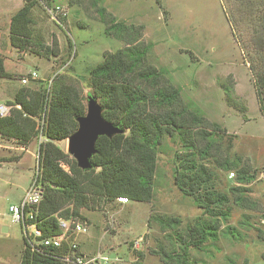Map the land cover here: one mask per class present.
I'll list each match as a JSON object with an SVG mask.
<instances>
[{
  "label": "rangeland",
  "instance_id": "obj_1",
  "mask_svg": "<svg viewBox=\"0 0 264 264\" xmlns=\"http://www.w3.org/2000/svg\"><path fill=\"white\" fill-rule=\"evenodd\" d=\"M28 2L31 35L29 45L19 48L11 41V21ZM244 3L0 0V55L10 73L0 77V104L8 106L20 87L50 89L53 80H61L78 89L86 106L92 95L89 69L104 52L138 44L146 49L140 65L155 67L161 84L177 90L179 106L173 101L170 108L184 106L185 115H196L190 131L196 126L212 130L209 141L215 150L204 160L183 144L177 131L162 136L149 202L95 200L81 207L87 230L76 240L86 254L99 252L111 264H179L177 253L182 255L190 229L203 227L206 238L197 247L188 246L186 264H264V116L254 89L264 69V51L252 42L251 14L242 11ZM55 6L65 14L52 12ZM31 72L36 78L29 77ZM44 139L40 133L25 143L0 136V224L9 227L8 234L0 227V264H20L22 233L7 208L21 200L40 170L38 147ZM55 143L67 153V138ZM187 152L209 173L198 192H212L213 199L223 193L226 201H210L203 211L178 188L174 158L181 161ZM241 167L247 181L237 180ZM234 186L240 189L232 191Z\"/></svg>",
  "mask_w": 264,
  "mask_h": 264
},
{
  "label": "trees",
  "instance_id": "obj_2",
  "mask_svg": "<svg viewBox=\"0 0 264 264\" xmlns=\"http://www.w3.org/2000/svg\"><path fill=\"white\" fill-rule=\"evenodd\" d=\"M29 2L12 16L11 41L19 48L29 45ZM241 9L243 12L250 10L252 42L257 51H264V0H247ZM228 19L233 25L234 16L230 14ZM53 43L56 44L55 39ZM51 52L56 51L52 49ZM145 52L146 49L138 44H127L115 51L104 52L103 59L89 69L88 84L103 108V118L118 123L123 132L98 137L91 157L92 167L88 170L77 167L75 159L55 143L74 133L78 126L76 118L86 112L82 96L74 85L53 80L50 89L20 87L8 105L9 113L0 117V136L3 138L22 143L31 141L39 133L45 138L38 147L40 170L36 179L42 188V197L35 218L43 236L59 233L57 217L84 222L80 208L88 205V201L103 202L124 197L149 202L153 197L157 148L164 134L177 131L183 144L194 149L199 159L211 155L214 149L213 141H209L212 130L196 126L190 131L197 121L196 115L193 112L185 115L184 106L175 109V104L170 108L173 101H179L177 90L161 84L155 67L140 65ZM8 76L10 73L5 70L0 55V77ZM147 85L149 90L145 89ZM254 89L259 111L264 116V69L257 76ZM186 156L181 161L178 155L174 158V180L178 188L191 195L203 211L208 210L210 201H226L223 193L216 194L213 199L212 192L205 193V196L198 192L209 173L204 165L197 163L191 152ZM62 163L67 165V170L62 168ZM220 166L235 168L234 164L221 163ZM238 173L239 182L249 179L242 167ZM230 189L237 191L240 187ZM161 222L165 223L162 219ZM189 238L184 243L182 255L177 253L179 264H186L188 246H199L206 238V231L203 227L190 229ZM23 243L20 264H65L59 258L64 248L47 246L43 247V252H37L29 248L24 237ZM129 264L145 263L135 261Z\"/></svg>",
  "mask_w": 264,
  "mask_h": 264
},
{
  "label": "built area",
  "instance_id": "obj_3",
  "mask_svg": "<svg viewBox=\"0 0 264 264\" xmlns=\"http://www.w3.org/2000/svg\"><path fill=\"white\" fill-rule=\"evenodd\" d=\"M52 12L64 15L65 13L59 6L51 9ZM31 78H36V73L31 72ZM27 78H22L21 82L25 83ZM9 113V106L0 104V117ZM38 168V167H37ZM30 180L24 195L17 203L8 205L7 212L12 223L18 224L21 228L22 239L26 238L29 248L32 251L43 252V247L54 246L64 248V253L60 260L65 264H111L109 257L101 255L99 252L94 254L82 253L77 238L81 233L86 232L85 222L75 219L56 218L59 233L51 236H43L41 230L36 226L35 218L37 215L38 204L42 197V188L37 181V174ZM233 172L229 176H233ZM264 178V175H263ZM119 202H127L128 199L118 197Z\"/></svg>",
  "mask_w": 264,
  "mask_h": 264
},
{
  "label": "water",
  "instance_id": "obj_4",
  "mask_svg": "<svg viewBox=\"0 0 264 264\" xmlns=\"http://www.w3.org/2000/svg\"><path fill=\"white\" fill-rule=\"evenodd\" d=\"M102 109L97 98L88 95L86 112L76 118L77 129L67 138V153L75 159L77 167L82 170L92 167L91 157L95 153V142L99 136L111 137L123 132L118 123L103 118ZM2 231H7V227H2Z\"/></svg>",
  "mask_w": 264,
  "mask_h": 264
},
{
  "label": "crops",
  "instance_id": "obj_5",
  "mask_svg": "<svg viewBox=\"0 0 264 264\" xmlns=\"http://www.w3.org/2000/svg\"><path fill=\"white\" fill-rule=\"evenodd\" d=\"M15 224V223H14ZM7 227V231H1V232H4L5 234H8V231H9V227H8V225H2V224H0V227ZM20 230H21V228H20ZM22 233V232H21ZM81 250V249H80ZM82 251V253H86V252H84L83 250H81ZM89 254V253H88Z\"/></svg>",
  "mask_w": 264,
  "mask_h": 264
}]
</instances>
